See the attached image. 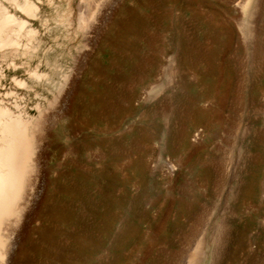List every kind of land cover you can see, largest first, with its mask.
Masks as SVG:
<instances>
[{
	"label": "rangeland",
	"instance_id": "1",
	"mask_svg": "<svg viewBox=\"0 0 264 264\" xmlns=\"http://www.w3.org/2000/svg\"><path fill=\"white\" fill-rule=\"evenodd\" d=\"M93 1L0 0L10 264H264V0Z\"/></svg>",
	"mask_w": 264,
	"mask_h": 264
},
{
	"label": "bare ground",
	"instance_id": "2",
	"mask_svg": "<svg viewBox=\"0 0 264 264\" xmlns=\"http://www.w3.org/2000/svg\"><path fill=\"white\" fill-rule=\"evenodd\" d=\"M29 123L30 122H24L21 119L14 118L4 109H0V264H10L12 245L14 244L12 242V237L15 233L17 234L16 230L18 226L20 227L19 224L22 222L21 220L28 205V198L31 197V191L33 192L35 190H32L33 186H35L34 172L37 175L38 170L35 171L37 162L35 161L36 163H34V155L37 149L36 145L39 142L41 143L42 140L38 142L40 136L38 139L36 136L39 135L40 132H38L39 134L36 132L37 135L35 136V132L30 130ZM36 128L38 129V127ZM36 142L38 143L36 144ZM40 143L38 145H40ZM38 177L37 175V178ZM27 209H29V207ZM195 259L196 258L190 262L187 261L186 264L194 263V261H196Z\"/></svg>",
	"mask_w": 264,
	"mask_h": 264
}]
</instances>
